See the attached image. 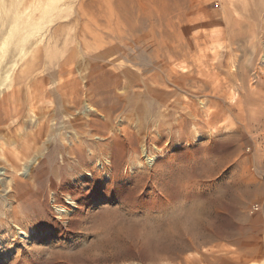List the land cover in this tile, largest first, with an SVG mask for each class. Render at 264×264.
<instances>
[{
  "label": "rangeland",
  "instance_id": "374dc122",
  "mask_svg": "<svg viewBox=\"0 0 264 264\" xmlns=\"http://www.w3.org/2000/svg\"><path fill=\"white\" fill-rule=\"evenodd\" d=\"M164 184L230 231L164 264H264V0H0V264H147L101 243Z\"/></svg>",
  "mask_w": 264,
  "mask_h": 264
},
{
  "label": "bare ground",
  "instance_id": "6f19581e",
  "mask_svg": "<svg viewBox=\"0 0 264 264\" xmlns=\"http://www.w3.org/2000/svg\"><path fill=\"white\" fill-rule=\"evenodd\" d=\"M154 159L155 156L148 157V162L153 163ZM223 163V159L219 158L216 165L212 166L211 161L205 160L194 171L213 172L221 168ZM195 172L192 171V175H196ZM164 185L168 197L176 201L174 205H162L158 197L151 199L148 196H121L118 199L119 209L113 211L109 224H106L113 235L112 239L110 236V240L102 241L101 244L114 248L132 245L133 256L147 264H164L162 260H180L183 263L185 260L189 261L183 257L184 253L197 247L199 241H210L215 236H226L230 232L224 226L222 228V225L217 227L215 222V218L219 216L216 211L226 209L223 202L221 203L222 195L209 198L204 203L196 195L174 192L169 185ZM181 199L185 202L181 203ZM21 202L25 203L23 197ZM20 233L27 235L23 231Z\"/></svg>",
  "mask_w": 264,
  "mask_h": 264
},
{
  "label": "built area",
  "instance_id": "2783aa9c",
  "mask_svg": "<svg viewBox=\"0 0 264 264\" xmlns=\"http://www.w3.org/2000/svg\"><path fill=\"white\" fill-rule=\"evenodd\" d=\"M259 204H253V206H252V209L251 210H253V211H255V210H258L259 209Z\"/></svg>",
  "mask_w": 264,
  "mask_h": 264
}]
</instances>
